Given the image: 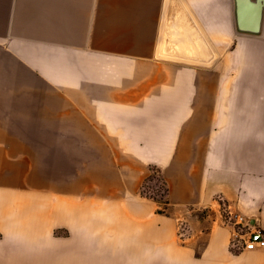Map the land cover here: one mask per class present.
Wrapping results in <instances>:
<instances>
[{
  "label": "crops",
  "instance_id": "1",
  "mask_svg": "<svg viewBox=\"0 0 264 264\" xmlns=\"http://www.w3.org/2000/svg\"><path fill=\"white\" fill-rule=\"evenodd\" d=\"M91 20L97 29L128 30L132 55L148 56L157 43L186 44L193 55L206 53L208 65L155 70L125 99L101 92L109 133L87 117L79 132L49 131L2 112L0 264H264V249L231 254V228L220 223L229 210L264 230V0H0V45H22L20 59L36 61L25 46ZM55 92L0 72L3 103L18 106L42 93L50 105ZM23 165L67 189L61 200L14 198L11 179ZM151 169L166 188L164 213L140 196ZM21 188L35 196L51 189ZM55 212L66 218L55 221ZM178 218L190 227L184 243ZM56 228L69 232L60 244Z\"/></svg>",
  "mask_w": 264,
  "mask_h": 264
},
{
  "label": "rangeland",
  "instance_id": "2",
  "mask_svg": "<svg viewBox=\"0 0 264 264\" xmlns=\"http://www.w3.org/2000/svg\"><path fill=\"white\" fill-rule=\"evenodd\" d=\"M86 25L87 28H79L70 22V28L56 27L53 34L50 31L39 42L25 46L32 56L35 51L38 53L39 59L36 61L20 59V51L24 50L22 45H0L2 74L7 72L15 78L21 77L24 83L49 84L56 89L50 105L45 104L46 97L42 93L37 94L38 97L31 102L23 98V102L18 106L3 103L0 93V118H3L2 112L8 111L7 120L18 118L26 125L34 122L40 127L49 128V131L52 127L54 131H66L72 127L79 132L78 126L82 127L87 117L103 131L109 133L111 131L110 106L97 98L101 92L102 96L112 95L111 101H115V97L125 99L128 90L134 91L136 86L151 79L149 75L155 70L205 68L208 65L206 53L201 57L193 55L186 44H183L184 50L183 45L166 44L165 48V45L157 43L152 45L148 56L132 55L129 52L131 45L130 38L127 37L128 30L97 29L92 20ZM202 31L207 38L206 31ZM156 32L157 28L154 29L153 43L155 39L158 40ZM162 47L167 49L166 53L161 51ZM202 47L206 51V45L202 44ZM209 47L210 64H212L213 58L217 57L216 48L212 44ZM20 68H28L31 73L25 75ZM144 71L145 76H141ZM124 80L129 81L123 83ZM100 87L113 89L119 94L108 92V89L103 93L104 89ZM69 90L72 92H68ZM83 96H87L86 102ZM26 125L15 126L23 131H29ZM146 186L150 187L149 192L154 196L159 197L162 193L160 181L153 179ZM40 191L46 195L55 193L52 188L49 192L42 189ZM53 236L59 243L69 237V232L65 228H56Z\"/></svg>",
  "mask_w": 264,
  "mask_h": 264
},
{
  "label": "built area",
  "instance_id": "3",
  "mask_svg": "<svg viewBox=\"0 0 264 264\" xmlns=\"http://www.w3.org/2000/svg\"><path fill=\"white\" fill-rule=\"evenodd\" d=\"M149 175L154 176L155 181H160L162 193L159 197L152 195L149 192L146 184L149 182L147 179L144 180L140 187V196L157 203L159 211L164 213L165 206V194L166 190L164 182L159 177L156 170L151 169ZM147 178V177H146ZM152 179V180H153ZM222 225H227L231 228V235L228 242V250L231 254H241L243 252H251L256 250L264 249V230L259 227L250 224L249 219L241 214L232 212L229 210H223L222 217L220 220ZM190 236V227L185 219L178 218L176 220V237L184 243Z\"/></svg>",
  "mask_w": 264,
  "mask_h": 264
},
{
  "label": "bare ground",
  "instance_id": "4",
  "mask_svg": "<svg viewBox=\"0 0 264 264\" xmlns=\"http://www.w3.org/2000/svg\"><path fill=\"white\" fill-rule=\"evenodd\" d=\"M2 134V133H1ZM14 148H16L15 146H14ZM12 149V148H11ZM12 153V152H11ZM2 160V159H1ZM25 161V160H24ZM28 161V160H27ZM31 162V161H30ZM24 164V163H23ZM26 164H27V162H26ZM53 165V164H52ZM52 165H50V166H52ZM29 167H31V164H29ZM25 168H24V165L23 166H21V168H19V167H17L16 168V170H15V172H14V177H13V179H11L13 182H15V184H16V186L13 188V191H14V194H13V197L14 198H20V199H27V198H32V197H38L39 199L38 200H50L49 198H51V197H55L57 200H61V198H62V196H63V194H64V191H66L67 189H65L63 186H52V185H49L48 184V177L46 178V176H47V173H42V174H39L40 176H37V174L36 173H31L30 171H25L24 170ZM10 171V170H9ZM51 171V170H50ZM55 176V175H54ZM50 177V176H49ZM26 182H28V183H31V184H33V185H35V186H49L50 188H52L54 191H55V193H53V194H49V195H46L45 193H43V194H38V196H35V194H32V193H28L25 189H22L21 188V185H23L24 183H26ZM51 184H52V182H51ZM1 185V184H0ZM7 187V186H6ZM78 185H75L74 187H73V190H77L78 189ZM12 188V187H11ZM10 192H11V190L10 189H8V194H7V196H10ZM59 192V193H58ZM79 192V191H78ZM77 192V193H78ZM66 194V193H65ZM55 200V199H54ZM36 204V203H35ZM68 204V203H67ZM52 205V204H51ZM40 206L41 207H44L45 206V208H46V202L45 201H42V202H40ZM67 206V205H66ZM65 206V207H66ZM14 207V206H13ZM12 207V209H14ZM49 208H51V207H49ZM48 210V209H47ZM51 210H54V209H51ZM4 211L5 212H8L9 210H8V207L7 208H5L4 209ZM69 214V213H68ZM55 216H54V218H55V221H62L63 219H65L66 217L63 215V214H61V213H59V212H55V214H54ZM66 215V214H65ZM5 216V215H4ZM36 219V218H35ZM47 219V218H46ZM54 220V219H53ZM47 221V220H46ZM79 223V222H78ZM95 223V222H94ZM13 224V223H12ZM20 224V223H19ZM21 227V226H20ZM36 227V226H35ZM80 229V228H79ZM36 230V229H35ZM37 231V230H36ZM17 232V231H16ZM22 234V233H21ZM40 235H38V237H39ZM29 241V240H28ZM49 243V242H48ZM50 243H52V242H50ZM12 244V243H11ZM60 244V243H59ZM14 245V244H13ZM52 245V244H51ZM54 245V249H55V243L53 244ZM63 245H65L64 243H63ZM21 246V245H20ZM59 247H60V245H58ZM62 246V245H61ZM61 248H63V247H60L59 249H57L56 251H61ZM34 249V248H33ZM52 249V248H51ZM50 249V250H51ZM65 251V250H64ZM52 253H53V249H52ZM54 253H56V252H54ZM53 253V254H54ZM58 253V252H57ZM47 259V258H46ZM48 263V262H47Z\"/></svg>",
  "mask_w": 264,
  "mask_h": 264
},
{
  "label": "trees",
  "instance_id": "5",
  "mask_svg": "<svg viewBox=\"0 0 264 264\" xmlns=\"http://www.w3.org/2000/svg\"><path fill=\"white\" fill-rule=\"evenodd\" d=\"M153 178H154L153 175H151V176L148 175L146 179H147L148 181H151ZM147 188L149 189V187H147ZM164 194L166 195V190H164Z\"/></svg>",
  "mask_w": 264,
  "mask_h": 264
}]
</instances>
